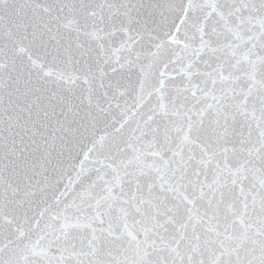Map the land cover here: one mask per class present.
<instances>
[{
	"label": "snow or ice",
	"instance_id": "obj_1",
	"mask_svg": "<svg viewBox=\"0 0 264 264\" xmlns=\"http://www.w3.org/2000/svg\"><path fill=\"white\" fill-rule=\"evenodd\" d=\"M0 264H264V0H0Z\"/></svg>",
	"mask_w": 264,
	"mask_h": 264
}]
</instances>
